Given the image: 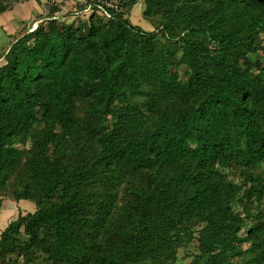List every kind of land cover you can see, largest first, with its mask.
I'll return each instance as SVG.
<instances>
[{
    "label": "trees",
    "instance_id": "obj_1",
    "mask_svg": "<svg viewBox=\"0 0 264 264\" xmlns=\"http://www.w3.org/2000/svg\"><path fill=\"white\" fill-rule=\"evenodd\" d=\"M137 1L49 0L0 49V196L35 205L0 264H177L193 239L183 264H264V0H142L152 30Z\"/></svg>",
    "mask_w": 264,
    "mask_h": 264
},
{
    "label": "rangeland",
    "instance_id": "obj_2",
    "mask_svg": "<svg viewBox=\"0 0 264 264\" xmlns=\"http://www.w3.org/2000/svg\"><path fill=\"white\" fill-rule=\"evenodd\" d=\"M56 1L60 3L62 0H56ZM66 1L63 0V2H61V4H63L64 6L62 5L60 9L58 8L59 9V11H57L58 14L64 13L65 11H67L68 8L71 7V5L73 6V1H77V0H68L67 2ZM33 2H34L33 0H28V1L22 2L21 5L20 3L16 2L13 5L14 10L9 11L7 14L5 12L4 14L3 13L0 14V45L2 44L4 46L7 42L10 43L13 35L16 36L20 28L21 29L28 28V25L32 23L33 19H35V16H37L38 13L40 14V12L43 13L46 11V8L43 7L45 5L44 3L45 0L44 1L39 0V3L37 4H34ZM28 11H30L31 14L34 15L33 18L28 19V15H27ZM26 15L27 17H25ZM86 16H87V13H84V15H82V18L85 19ZM129 19L132 23L140 25L145 30L153 29L152 23L150 21L145 20L142 16V0H138L137 3L134 4L129 9ZM8 22L11 23V26L8 25ZM24 24L25 26H23ZM258 44H264V33L263 32L254 40L252 45L257 46ZM260 168L264 169V163L261 164ZM2 198L3 199L10 198L11 200L13 199L10 196L9 197L0 196V199ZM233 205H234V208H233L234 213L236 214V216L243 219V216L245 215V211H244V208L242 207V204L235 203ZM23 208H25L26 210L25 212L34 211L35 205L32 201L25 200L24 202H22L21 207H20L21 211L24 213ZM259 211L264 212V207L260 208ZM212 218L213 217L208 218L205 223H200L198 226L195 227V232H194L195 237L197 238L206 237L205 236L206 229L204 228V226L207 223H210ZM260 236L263 237L264 233H261ZM196 246H197V242L195 239H193V241L189 243L188 247H184V246L179 247V250L176 255L177 264L185 263L187 261V258H186L187 251H191V252L196 251L197 250ZM11 258L14 260L16 259L15 264H22L21 259L16 258L15 255H12ZM43 263H44V260L40 259L37 262L30 263V264H43Z\"/></svg>",
    "mask_w": 264,
    "mask_h": 264
},
{
    "label": "crops",
    "instance_id": "obj_3",
    "mask_svg": "<svg viewBox=\"0 0 264 264\" xmlns=\"http://www.w3.org/2000/svg\"><path fill=\"white\" fill-rule=\"evenodd\" d=\"M34 1V0H33ZM42 1V0H40ZM44 1V0H43ZM49 0H45L44 3H46ZM30 3V2H29ZM34 4H37L35 1L33 2ZM22 3H20L21 5ZM32 4V2H31ZM11 10H14L13 8ZM10 10V11H11ZM9 11L5 12L6 14ZM4 14V13H3ZM39 14V13H38ZM28 15V19L33 18L34 15L31 14L30 11L27 12ZM27 15L25 17H27ZM2 24V23H1ZM8 25L11 26V23L8 22ZM8 42L3 46L2 44L0 45V49L8 46ZM13 200V201H12ZM10 199V198H5V199H1V209H0V232L2 231V229L11 221L14 219V217H16L18 215L19 212H22L20 207L22 202L25 201V199H20L18 201L14 200V199ZM29 206V205H28ZM24 213H26L25 208H23ZM32 212V211H29Z\"/></svg>",
    "mask_w": 264,
    "mask_h": 264
},
{
    "label": "built area",
    "instance_id": "obj_4",
    "mask_svg": "<svg viewBox=\"0 0 264 264\" xmlns=\"http://www.w3.org/2000/svg\"><path fill=\"white\" fill-rule=\"evenodd\" d=\"M107 5L109 6H112V7H116L117 6V3H118V0H112V2H105ZM86 9H89V7H86ZM104 15H106L107 17H109V14L105 11V10H100V13H102Z\"/></svg>",
    "mask_w": 264,
    "mask_h": 264
}]
</instances>
